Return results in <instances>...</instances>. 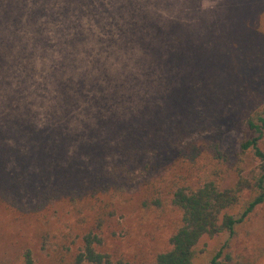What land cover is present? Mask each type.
<instances>
[{"label": "rangeland", "instance_id": "1", "mask_svg": "<svg viewBox=\"0 0 264 264\" xmlns=\"http://www.w3.org/2000/svg\"><path fill=\"white\" fill-rule=\"evenodd\" d=\"M236 50L257 64L238 70ZM252 94L264 0H0V264L27 249L76 264L90 231L102 252L155 260L181 222L177 184L236 181ZM135 135L153 143L131 158ZM236 243L264 252V204Z\"/></svg>", "mask_w": 264, "mask_h": 264}, {"label": "trees", "instance_id": "2", "mask_svg": "<svg viewBox=\"0 0 264 264\" xmlns=\"http://www.w3.org/2000/svg\"><path fill=\"white\" fill-rule=\"evenodd\" d=\"M242 51L236 50L234 56L238 70L242 62H247L244 59L252 65L257 64L255 56ZM248 98L242 120L247 137L240 142L237 156L228 158L237 176L236 181L229 186H222L219 180H206L195 186L177 184L171 194V204L180 211V225L170 237L169 248L145 264H198L206 252L208 255L202 264H257L263 259V251L250 254L236 248L239 228L248 222L256 208L264 204V95L261 99L258 94ZM194 107L192 102L187 105V108ZM134 137L137 138L136 145L130 150L131 158L142 154L141 148L153 143V140L149 144L141 141L139 135ZM218 155L226 158V154L220 151ZM152 203L161 206L162 200L157 198ZM221 237L226 238L218 245L208 247L209 240ZM100 242L94 232L85 234L76 264H130L123 258L99 250L97 245ZM22 258L24 264H35L29 249Z\"/></svg>", "mask_w": 264, "mask_h": 264}]
</instances>
